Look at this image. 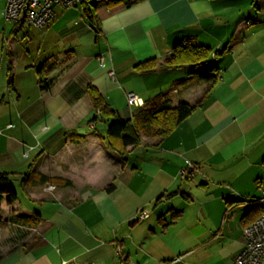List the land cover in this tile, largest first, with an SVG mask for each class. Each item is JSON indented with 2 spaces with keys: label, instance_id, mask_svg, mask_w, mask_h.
Masks as SVG:
<instances>
[{
  "label": "crops",
  "instance_id": "obj_1",
  "mask_svg": "<svg viewBox=\"0 0 264 264\" xmlns=\"http://www.w3.org/2000/svg\"><path fill=\"white\" fill-rule=\"evenodd\" d=\"M128 1L94 22L56 7L33 54L13 52L0 0V174L26 196L15 188L17 202L1 205L0 264H233L245 247L264 187V0ZM188 38L219 69L203 105L162 141L111 149L88 87L124 119L166 100L197 105L208 88L191 67H163ZM131 93L142 107H129ZM188 162L197 169L185 173Z\"/></svg>",
  "mask_w": 264,
  "mask_h": 264
},
{
  "label": "trees",
  "instance_id": "obj_2",
  "mask_svg": "<svg viewBox=\"0 0 264 264\" xmlns=\"http://www.w3.org/2000/svg\"><path fill=\"white\" fill-rule=\"evenodd\" d=\"M145 0H129L127 6L139 4ZM122 0H87L81 6L85 16L92 22L95 21V12L107 5H117ZM21 26V25H16ZM23 27V26H22ZM19 27H16V29ZM224 49L223 52H226ZM213 54L211 48L202 45L197 39L188 38L177 42L171 51V54L166 58L163 67L166 69H182L191 67L192 74L200 83L208 88L205 97L197 104L190 105L189 103H180L177 107H172L171 102L166 100L158 104H154L150 108L142 109L136 114H133L130 119H124L120 113L114 110L105 100V98L93 87L89 86V94L93 103V107L97 111V115L91 123L108 122V144L114 151L125 155L128 148H135L141 145L142 136L149 135L156 140L162 141L164 138L173 133L186 119H188L195 110L202 106L204 100L208 96L210 89L217 84L219 79V69L208 60ZM218 55L222 52L217 53ZM159 65L157 60H151L137 66L139 71L148 73L153 71ZM53 68L52 63L46 62L36 69L38 75V84L42 90L50 88L51 82L46 76ZM8 84L13 87L14 83V68L12 61L9 62L8 69ZM71 137L78 136L83 138V135L70 134ZM30 175H27L23 180V185L26 187L30 182ZM111 190V187L108 188ZM18 200V194L15 190L10 176L0 174V212L1 205L10 207ZM257 216V219L264 214V205H258L252 211ZM1 221V219H0ZM2 224V223H1Z\"/></svg>",
  "mask_w": 264,
  "mask_h": 264
},
{
  "label": "built area",
  "instance_id": "obj_3",
  "mask_svg": "<svg viewBox=\"0 0 264 264\" xmlns=\"http://www.w3.org/2000/svg\"><path fill=\"white\" fill-rule=\"evenodd\" d=\"M85 2L87 0H6L2 14L6 22L21 26L28 25L43 30L54 19L56 7L71 10ZM127 100L130 108L143 106L141 100L134 93L128 94ZM195 169L197 167L188 162L184 172H193ZM51 189L50 187L49 190ZM255 203L257 206L264 205V187L262 188V197L257 199ZM140 217L146 219L149 217V213L144 211ZM244 238L245 247L236 256L233 264H264V214L244 229ZM117 255L122 257L120 249H117ZM182 260L183 258H179L177 261L181 262ZM127 264L136 263L129 262Z\"/></svg>",
  "mask_w": 264,
  "mask_h": 264
},
{
  "label": "rangeland",
  "instance_id": "obj_4",
  "mask_svg": "<svg viewBox=\"0 0 264 264\" xmlns=\"http://www.w3.org/2000/svg\"><path fill=\"white\" fill-rule=\"evenodd\" d=\"M82 9L83 8L81 5L77 6V8H76L78 13H80V12L82 13L83 12ZM60 10H61L60 8H57L56 12H58ZM3 23L7 25L8 30H9V34L14 37L13 41H16L17 48H15L13 50V52L14 51L19 52V53L31 52L34 54L37 51H40L39 48L43 44V42L45 41V36H44L45 31L44 30L37 29L34 27L30 28L28 25H25L20 31H18L17 33H13L15 24L12 22H6L5 20H3ZM15 188L18 191L20 196H25V194H23V192L20 191L18 186H16ZM222 264H225V263H222Z\"/></svg>",
  "mask_w": 264,
  "mask_h": 264
}]
</instances>
